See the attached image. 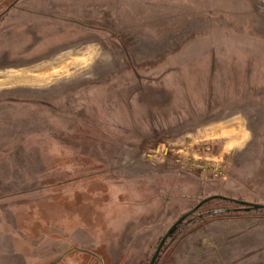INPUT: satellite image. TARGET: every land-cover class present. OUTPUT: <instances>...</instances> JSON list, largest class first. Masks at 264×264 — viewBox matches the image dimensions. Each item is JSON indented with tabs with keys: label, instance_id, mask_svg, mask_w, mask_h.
Segmentation results:
<instances>
[{
	"label": "rangeland",
	"instance_id": "374dc122",
	"mask_svg": "<svg viewBox=\"0 0 264 264\" xmlns=\"http://www.w3.org/2000/svg\"><path fill=\"white\" fill-rule=\"evenodd\" d=\"M217 195L264 204V0H0L1 257L150 264ZM243 208L161 264H264Z\"/></svg>",
	"mask_w": 264,
	"mask_h": 264
},
{
	"label": "water",
	"instance_id": "95a60500",
	"mask_svg": "<svg viewBox=\"0 0 264 264\" xmlns=\"http://www.w3.org/2000/svg\"><path fill=\"white\" fill-rule=\"evenodd\" d=\"M213 199H224V200H228L231 202H234L236 204L239 205H243L245 206V210H264V204H254V203H250V202H246L243 200H236V199H232V198H227L224 196H212L209 198H206L204 200H202L193 210L183 214L176 222L175 224H173V226L168 230V232L163 236L162 240L160 241L151 261L150 264H156L160 255L162 254V251L164 250L168 239H170V237L174 234V232L187 220L189 219L193 213L198 210L203 204L207 203L210 200Z\"/></svg>",
	"mask_w": 264,
	"mask_h": 264
},
{
	"label": "crops",
	"instance_id": "0c3cea01",
	"mask_svg": "<svg viewBox=\"0 0 264 264\" xmlns=\"http://www.w3.org/2000/svg\"><path fill=\"white\" fill-rule=\"evenodd\" d=\"M233 128H234V124L233 125H228V126H223V130H228L230 131L229 133H232L233 131ZM235 129V128H234ZM15 242V240L13 239V243ZM5 247V246H4ZM6 250H7V254L10 255V253H15L16 251V246H15V243L14 244H10L9 242L6 244ZM8 255H5L4 257H1L0 256V264H16V259L14 258H11L10 260L7 259Z\"/></svg>",
	"mask_w": 264,
	"mask_h": 264
},
{
	"label": "trees",
	"instance_id": "16d2710c",
	"mask_svg": "<svg viewBox=\"0 0 264 264\" xmlns=\"http://www.w3.org/2000/svg\"><path fill=\"white\" fill-rule=\"evenodd\" d=\"M243 206V205H242ZM245 208V206H244ZM243 208L244 211H250V210H245ZM180 228V227H179ZM179 228L174 232V234L170 237L171 238V241L169 243L166 244L164 250L162 251V254L160 255L158 261L156 264H161L163 258H164V255L166 254V252L172 247V245L175 243V240H176V237H177V234H178V231H179Z\"/></svg>",
	"mask_w": 264,
	"mask_h": 264
},
{
	"label": "bare ground",
	"instance_id": "6f19581e",
	"mask_svg": "<svg viewBox=\"0 0 264 264\" xmlns=\"http://www.w3.org/2000/svg\"><path fill=\"white\" fill-rule=\"evenodd\" d=\"M82 62V61H81ZM33 76V75H32ZM46 78V77H45Z\"/></svg>",
	"mask_w": 264,
	"mask_h": 264
}]
</instances>
